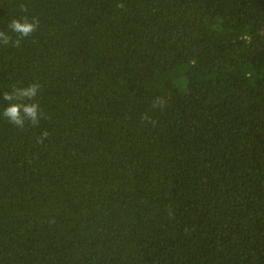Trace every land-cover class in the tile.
<instances>
[{"label":"trees","instance_id":"16d2710c","mask_svg":"<svg viewBox=\"0 0 264 264\" xmlns=\"http://www.w3.org/2000/svg\"><path fill=\"white\" fill-rule=\"evenodd\" d=\"M25 15L0 93L38 83L42 116L0 115V264H264V0H0V31Z\"/></svg>","mask_w":264,"mask_h":264},{"label":"clouds","instance_id":"9594fccd","mask_svg":"<svg viewBox=\"0 0 264 264\" xmlns=\"http://www.w3.org/2000/svg\"><path fill=\"white\" fill-rule=\"evenodd\" d=\"M22 12H27V7L23 4L20 6ZM117 8L124 9L123 3H118ZM39 25V20L36 17L29 18L28 16H21L19 18H13L8 24L9 31H0V45L8 46L11 44L14 47H19L21 40L28 38L34 31H36ZM16 34V38L9 34ZM40 91V85L38 83H32L26 87L13 86L11 91H3V102H6V106L3 107L2 115L10 124L23 129L26 123L32 126H37L42 116V111L39 104L36 102V97ZM165 101L157 97L153 101V107H164ZM143 120L155 123L151 118L145 114L142 116ZM48 136L45 131L37 139V143H43V140Z\"/></svg>","mask_w":264,"mask_h":264}]
</instances>
